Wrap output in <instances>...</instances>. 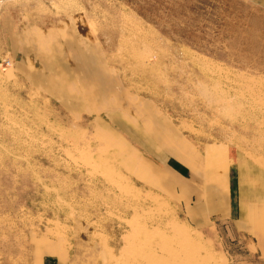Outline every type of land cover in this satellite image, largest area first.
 <instances>
[{
	"label": "rangeland",
	"instance_id": "374dc122",
	"mask_svg": "<svg viewBox=\"0 0 264 264\" xmlns=\"http://www.w3.org/2000/svg\"><path fill=\"white\" fill-rule=\"evenodd\" d=\"M6 14L79 17L164 124L264 166V9L253 0H0V264L80 236L100 246L102 264H224L225 252L242 251L194 230L169 197L124 171L106 132L25 82L9 57Z\"/></svg>",
	"mask_w": 264,
	"mask_h": 264
},
{
	"label": "crops",
	"instance_id": "0c3cea01",
	"mask_svg": "<svg viewBox=\"0 0 264 264\" xmlns=\"http://www.w3.org/2000/svg\"><path fill=\"white\" fill-rule=\"evenodd\" d=\"M253 1L264 9V0ZM2 30L25 82L68 115L106 132L135 182L169 197L194 230L237 242L242 251L225 252L224 264H264L263 165L227 143L200 141L164 124L79 17L39 21L6 14ZM101 253L95 241L80 236L52 243L32 261L3 264H102Z\"/></svg>",
	"mask_w": 264,
	"mask_h": 264
},
{
	"label": "built area",
	"instance_id": "2783aa9c",
	"mask_svg": "<svg viewBox=\"0 0 264 264\" xmlns=\"http://www.w3.org/2000/svg\"><path fill=\"white\" fill-rule=\"evenodd\" d=\"M7 64H8V65H11L12 62H11L10 60H7Z\"/></svg>",
	"mask_w": 264,
	"mask_h": 264
},
{
	"label": "bare ground",
	"instance_id": "6f19581e",
	"mask_svg": "<svg viewBox=\"0 0 264 264\" xmlns=\"http://www.w3.org/2000/svg\"><path fill=\"white\" fill-rule=\"evenodd\" d=\"M133 194V193H132ZM151 255V254H150ZM162 262V261H161ZM173 262V261H172ZM170 264V263H169ZM171 264H173V263H171Z\"/></svg>",
	"mask_w": 264,
	"mask_h": 264
}]
</instances>
